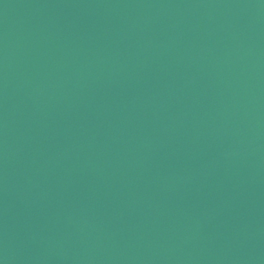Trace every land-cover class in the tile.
Masks as SVG:
<instances>
[{"label": "water", "instance_id": "95a60500", "mask_svg": "<svg viewBox=\"0 0 264 264\" xmlns=\"http://www.w3.org/2000/svg\"><path fill=\"white\" fill-rule=\"evenodd\" d=\"M0 264H264V0H0Z\"/></svg>", "mask_w": 264, "mask_h": 264}]
</instances>
